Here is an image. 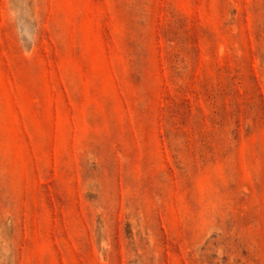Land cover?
Instances as JSON below:
<instances>
[{"label":"rangeland","instance_id":"374dc122","mask_svg":"<svg viewBox=\"0 0 264 264\" xmlns=\"http://www.w3.org/2000/svg\"><path fill=\"white\" fill-rule=\"evenodd\" d=\"M0 264H264V0H0Z\"/></svg>","mask_w":264,"mask_h":264}]
</instances>
